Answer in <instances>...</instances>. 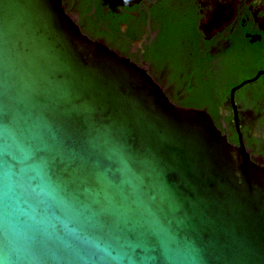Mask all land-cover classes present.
<instances>
[{
  "label": "water",
  "instance_id": "obj_1",
  "mask_svg": "<svg viewBox=\"0 0 264 264\" xmlns=\"http://www.w3.org/2000/svg\"><path fill=\"white\" fill-rule=\"evenodd\" d=\"M0 264H264V165L62 0H0Z\"/></svg>",
  "mask_w": 264,
  "mask_h": 264
},
{
  "label": "flooded vegetation",
  "instance_id": "obj_2",
  "mask_svg": "<svg viewBox=\"0 0 264 264\" xmlns=\"http://www.w3.org/2000/svg\"><path fill=\"white\" fill-rule=\"evenodd\" d=\"M97 2L92 26L79 19L81 0H62L91 40L144 68L176 106L207 112L230 145L264 165V0ZM200 87L209 92L202 108L185 105Z\"/></svg>",
  "mask_w": 264,
  "mask_h": 264
},
{
  "label": "trees",
  "instance_id": "obj_3",
  "mask_svg": "<svg viewBox=\"0 0 264 264\" xmlns=\"http://www.w3.org/2000/svg\"><path fill=\"white\" fill-rule=\"evenodd\" d=\"M98 0H81L79 4V19L81 21H86L88 25L94 26L99 18L97 15L101 12V8L98 6ZM95 7L96 10L91 14L92 8ZM77 23L83 33L90 35V27L83 25L82 22ZM208 87H200L198 92L195 93L185 105L193 106L195 108H202L204 100L208 97Z\"/></svg>",
  "mask_w": 264,
  "mask_h": 264
}]
</instances>
